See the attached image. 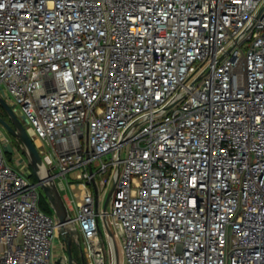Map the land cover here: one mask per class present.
Here are the masks:
<instances>
[{
  "label": "built area",
  "instance_id": "2783aa9c",
  "mask_svg": "<svg viewBox=\"0 0 264 264\" xmlns=\"http://www.w3.org/2000/svg\"><path fill=\"white\" fill-rule=\"evenodd\" d=\"M0 5V94L71 191L86 264L112 263L108 215L122 264H264V0ZM13 155L0 138V264H64Z\"/></svg>",
  "mask_w": 264,
  "mask_h": 264
},
{
  "label": "water",
  "instance_id": "95a60500",
  "mask_svg": "<svg viewBox=\"0 0 264 264\" xmlns=\"http://www.w3.org/2000/svg\"><path fill=\"white\" fill-rule=\"evenodd\" d=\"M0 108L7 115L8 120L4 119L0 115V124L6 129V131L16 140L20 151L26 159L27 164L31 169V173L35 176L39 187L46 200L52 209L57 222L58 232L62 235L67 246V259L69 264H85L81 247L78 245L80 253V261L73 259L71 254V243L73 242L72 236L77 234L76 225L71 221L64 197L51 177L49 169L46 167L37 147L26 132L25 126L20 118L17 116L12 107L0 94ZM113 190V186L109 190L102 211L106 212V206ZM107 234L109 236V246L111 251V264H119V255L117 252V244L110 228L106 227Z\"/></svg>",
  "mask_w": 264,
  "mask_h": 264
},
{
  "label": "rangeland",
  "instance_id": "374dc122",
  "mask_svg": "<svg viewBox=\"0 0 264 264\" xmlns=\"http://www.w3.org/2000/svg\"><path fill=\"white\" fill-rule=\"evenodd\" d=\"M13 109H17L16 107L12 106ZM19 111V110H18ZM0 113L2 115H5V117H7V115L4 113L3 110L0 109ZM17 115L18 117L20 118V120H24V117L22 115H20L19 112H17ZM0 138L2 139V143H3V149L4 151L8 152L9 154V160H12L13 158V153L14 150L16 149H19L18 147V144L16 142V140L6 131V129L0 124ZM19 152L22 153L19 149ZM125 155V153H124ZM22 159L26 161L25 157L23 156L22 154ZM111 185L109 186L107 192L105 194H103V192H100V198H101V201H100V208L102 210L103 206H104V203H105V200H106V197H107V194L109 192V189H110ZM61 195L64 197V198H68V199H71L72 198V193L71 191L69 190V188H65L64 190H61ZM41 198V197H40ZM47 200H45L44 198H42V205L45 206ZM48 203V202H47ZM40 204V203H39ZM49 205V204H48ZM110 211H111V205L110 203L108 202L107 203V206H106V212L110 214ZM53 214V211L52 213ZM108 225H109V228L110 230L113 232V235H114V238H115V241H116V244H117V252H118V255H119V264H122L121 263V253H120V249H119V235H117L115 233V229H114V226H113V223H112V219H111V216L108 215ZM101 228H102V231L105 230V227L102 223V220H101ZM105 232H103V236L105 235L104 234ZM105 238V236H104ZM59 239L60 240H54V245H53V254H57L55 255L56 257H59V261L64 264H68V260H67V246H66V243L62 240V238L59 236ZM78 240H79V243L82 244V238L80 237V235L78 236ZM105 241H106V238H105ZM75 251V252H74ZM73 254H74V257L77 256V248L76 246H73Z\"/></svg>",
  "mask_w": 264,
  "mask_h": 264
},
{
  "label": "trees",
  "instance_id": "16d2710c",
  "mask_svg": "<svg viewBox=\"0 0 264 264\" xmlns=\"http://www.w3.org/2000/svg\"><path fill=\"white\" fill-rule=\"evenodd\" d=\"M4 154H5V157L7 158V160L8 161H10L9 160V154H8V152H6V151H4ZM30 177L33 179V180H36V178H35V176L33 175V174H31L30 175ZM40 199H39V206H40V208L42 209V210H44L45 212H47V213H49V214H51L52 213V209L50 208V206L48 205V203L46 202V204H45V206L44 205H42V198H44L45 200H46V197L44 196V194L42 193V191H40ZM73 246H74V244L73 243H71V254H72V257H74V252H73Z\"/></svg>",
  "mask_w": 264,
  "mask_h": 264
},
{
  "label": "crops",
  "instance_id": "0c3cea01",
  "mask_svg": "<svg viewBox=\"0 0 264 264\" xmlns=\"http://www.w3.org/2000/svg\"><path fill=\"white\" fill-rule=\"evenodd\" d=\"M14 152H15V155L19 158L20 161H24V160L22 159V153L19 152V149H17V150L15 149ZM18 155H19V156H18ZM59 236L62 238V235H61L60 233H58V237H57L55 240H60V239H59ZM62 240L64 241L63 238H62ZM64 242H65V241H64ZM72 243L75 244V242H72ZM55 255H57V254H55Z\"/></svg>",
  "mask_w": 264,
  "mask_h": 264
},
{
  "label": "flooded vegetation",
  "instance_id": "af4514ba",
  "mask_svg": "<svg viewBox=\"0 0 264 264\" xmlns=\"http://www.w3.org/2000/svg\"><path fill=\"white\" fill-rule=\"evenodd\" d=\"M1 109V108H0ZM2 110V109H1ZM0 115L4 118V119H6V120H8V118L7 117H5V115H2L1 113H0ZM80 244V243H79ZM74 246H76V248H77V256L76 257H73V259H76L77 261H80V253H79V248H78V244H74ZM67 255V254H66ZM83 255V254H82ZM83 258H84V256H83ZM68 260V259H67ZM84 261H85V258H84ZM69 264V263H68ZM85 264H86V261H85Z\"/></svg>",
  "mask_w": 264,
  "mask_h": 264
},
{
  "label": "clouds",
  "instance_id": "9594fccd",
  "mask_svg": "<svg viewBox=\"0 0 264 264\" xmlns=\"http://www.w3.org/2000/svg\"><path fill=\"white\" fill-rule=\"evenodd\" d=\"M62 75H64V76H67L68 74H67V73H65V74H62Z\"/></svg>",
  "mask_w": 264,
  "mask_h": 264
},
{
  "label": "snow or ice",
  "instance_id": "6c2138e0",
  "mask_svg": "<svg viewBox=\"0 0 264 264\" xmlns=\"http://www.w3.org/2000/svg\"><path fill=\"white\" fill-rule=\"evenodd\" d=\"M3 5H0V7H2Z\"/></svg>",
  "mask_w": 264,
  "mask_h": 264
}]
</instances>
